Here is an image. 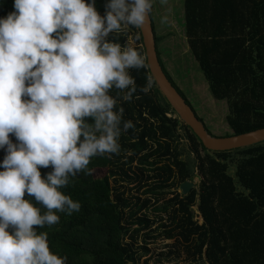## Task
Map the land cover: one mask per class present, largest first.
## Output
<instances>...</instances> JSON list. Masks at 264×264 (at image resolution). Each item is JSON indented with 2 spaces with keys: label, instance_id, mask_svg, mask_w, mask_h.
<instances>
[{
  "label": "trees",
  "instance_id": "trees-1",
  "mask_svg": "<svg viewBox=\"0 0 264 264\" xmlns=\"http://www.w3.org/2000/svg\"><path fill=\"white\" fill-rule=\"evenodd\" d=\"M105 2L96 0L101 16L106 14ZM13 10V0H0V17ZM184 26L188 47L211 95L227 103L226 122L232 135L263 129L264 0H184ZM131 29L137 32L135 47L144 56L139 29ZM127 37L122 31L109 39L124 46ZM157 56L166 77L195 113L163 68L158 51ZM129 71L137 86L133 98L125 101V93L115 88L109 92L117 100L116 110L124 109L120 152L93 157L90 171L70 178L62 189L81 204L79 212L57 213L58 224L42 229L34 226L47 232L50 250L66 257V264H134L133 240L139 230L130 227L135 222L149 224L146 218H136L134 209H147L151 199L140 200L127 193L157 195L190 178L186 163L178 160L172 147L176 131L182 128L196 156L201 182L198 190L184 197L173 194L169 200L168 218L178 230L177 243L185 245V252L196 264H264V143L230 152L207 151L179 118L166 116H175V112L154 82L147 94L141 91L150 76L148 69ZM124 121L132 124L127 130ZM10 139L16 142L11 134ZM234 154L239 158L232 176L229 170ZM5 155L0 149V162ZM152 156L160 158L151 161ZM161 158L169 159L168 163L158 166ZM40 171L43 178L52 167ZM24 198L30 199L27 193ZM193 207L201 224L194 220Z\"/></svg>",
  "mask_w": 264,
  "mask_h": 264
},
{
  "label": "clouds",
  "instance_id": "clouds-1",
  "mask_svg": "<svg viewBox=\"0 0 264 264\" xmlns=\"http://www.w3.org/2000/svg\"><path fill=\"white\" fill-rule=\"evenodd\" d=\"M95 4L13 0L14 10L0 17V264H66L34 226L79 212L62 189L90 171L93 157L120 152L124 109L109 92L130 101L137 86L129 70L148 65L136 47L109 37L142 29L153 0H106L104 16ZM152 86L149 76L141 91ZM131 126L123 122L124 130ZM49 166L42 178L40 168Z\"/></svg>",
  "mask_w": 264,
  "mask_h": 264
},
{
  "label": "rangeland",
  "instance_id": "rangeland-1",
  "mask_svg": "<svg viewBox=\"0 0 264 264\" xmlns=\"http://www.w3.org/2000/svg\"><path fill=\"white\" fill-rule=\"evenodd\" d=\"M151 15L155 36L158 38L159 59L172 83L186 97L204 127L213 137L231 136L232 130L226 122L227 103L213 98L208 83L188 47L184 30V0H167L163 4L160 0H153ZM165 17L167 20L162 23ZM126 32L128 34L126 43L135 47L137 32L131 28ZM168 115L172 116L171 118L177 117L176 113L175 116L171 113ZM172 145L173 149L177 150L178 160L186 163L190 172V178L186 181L192 185L190 191L198 190L201 178L198 176L196 156L182 128L176 131ZM157 158L160 157L157 156L155 159L152 156L151 161H155ZM238 158L237 154L231 157L233 161L229 173L232 176L235 173L234 162ZM168 160L159 159L158 166L168 163ZM127 194L129 196L133 194L140 200L151 199V204L147 209L141 211H138V208L134 209L137 212L136 218H146L149 222L148 225L135 222L130 227V230H139L133 240L136 253L134 264H196L185 252V245L177 243L178 237L175 235L178 230L168 218L171 213L170 210L168 211L169 200L173 194H179L181 197L187 195H183L180 186L177 184L174 188L165 189L157 195L142 194L134 190ZM193 211L194 220L201 224L202 220L196 207H193ZM134 221L136 220L134 219ZM171 235L173 237L169 238ZM199 264H206V262L203 261Z\"/></svg>",
  "mask_w": 264,
  "mask_h": 264
},
{
  "label": "water",
  "instance_id": "water-1",
  "mask_svg": "<svg viewBox=\"0 0 264 264\" xmlns=\"http://www.w3.org/2000/svg\"><path fill=\"white\" fill-rule=\"evenodd\" d=\"M139 33L148 65L147 69L150 76L153 77L157 90L176 113L179 120L191 130L207 151L215 153L230 152L264 143V128L242 135H231L222 138L211 137L163 72L157 56L151 17H149L148 23L142 29H139ZM191 188L192 185L188 182L180 186L183 195H186Z\"/></svg>",
  "mask_w": 264,
  "mask_h": 264
},
{
  "label": "built area",
  "instance_id": "built-area-1",
  "mask_svg": "<svg viewBox=\"0 0 264 264\" xmlns=\"http://www.w3.org/2000/svg\"><path fill=\"white\" fill-rule=\"evenodd\" d=\"M166 116H167L168 118H171V117H172V116H170V115H168V114H167ZM174 118H175V117H174Z\"/></svg>",
  "mask_w": 264,
  "mask_h": 264
}]
</instances>
